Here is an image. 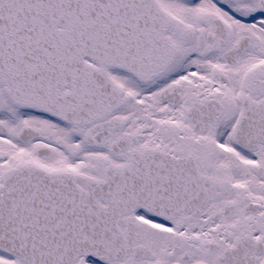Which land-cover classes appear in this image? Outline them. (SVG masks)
<instances>
[{
  "label": "snow or ice",
  "instance_id": "1",
  "mask_svg": "<svg viewBox=\"0 0 264 264\" xmlns=\"http://www.w3.org/2000/svg\"><path fill=\"white\" fill-rule=\"evenodd\" d=\"M0 264H264V0H0Z\"/></svg>",
  "mask_w": 264,
  "mask_h": 264
}]
</instances>
